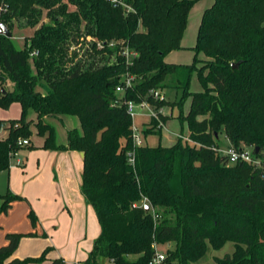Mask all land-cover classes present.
<instances>
[{
    "label": "trees",
    "instance_id": "1",
    "mask_svg": "<svg viewBox=\"0 0 264 264\" xmlns=\"http://www.w3.org/2000/svg\"><path fill=\"white\" fill-rule=\"evenodd\" d=\"M196 1L124 0L132 9L125 13L110 0H0V25L11 34L15 23L36 28L23 50L0 35V107L17 102L22 108L19 119L0 120L7 131L0 140V172L23 148L18 141L29 140L28 110L46 135L44 149L83 154L80 193L100 228L83 264H149L155 246L166 243L174 248L163 264H197L209 247L219 251L226 243L233 252L214 258L215 264H264V170L228 165L213 150L224 134L229 146L251 147L264 163V0H214L202 14L193 48L204 60L166 63L167 54L182 48ZM125 46L137 55L131 65L119 55ZM195 72L203 91L190 93ZM125 75L134 77L133 85L116 94ZM167 78L190 97L180 121L194 145L179 139L170 147H134L126 102L165 106L149 92L164 89ZM58 116L77 117L81 125V133L66 131L65 146L56 144L46 122ZM130 150L134 166L126 159ZM143 198L150 209L139 204ZM21 199L0 195V215ZM30 218L34 223L32 212ZM20 237L6 235L0 264L45 259L49 247L35 259L12 258Z\"/></svg>",
    "mask_w": 264,
    "mask_h": 264
},
{
    "label": "crops",
    "instance_id": "2",
    "mask_svg": "<svg viewBox=\"0 0 264 264\" xmlns=\"http://www.w3.org/2000/svg\"><path fill=\"white\" fill-rule=\"evenodd\" d=\"M181 46L184 47L182 40ZM62 118L69 119L66 131L77 129L81 133L77 117H51L46 118V122L54 129V121ZM72 118H76L77 122ZM3 126L5 139L7 131ZM66 144L67 140L58 145ZM226 147H229L228 141ZM37 148L24 155V159L19 153L12 157L17 167H23L20 170L11 168L10 188L22 199L13 202L8 211L0 215V247L7 243V234L35 232L42 234L44 239L32 236L23 239L12 258L21 260L24 257H37L46 246L57 249L60 256L64 255L77 264H83L100 233L95 213L80 193L83 154L77 151L41 150V145ZM14 180L16 189L13 188ZM29 210L36 219L34 228L27 218ZM49 262L48 259L42 264Z\"/></svg>",
    "mask_w": 264,
    "mask_h": 264
},
{
    "label": "rangeland",
    "instance_id": "3",
    "mask_svg": "<svg viewBox=\"0 0 264 264\" xmlns=\"http://www.w3.org/2000/svg\"><path fill=\"white\" fill-rule=\"evenodd\" d=\"M214 0H197L193 6L191 7L186 28L182 37V44L184 47L178 50H174L166 55L164 61L168 62L169 64L174 65H183V66H190L194 63L195 57L200 60H204V56L202 54H197L193 50L196 39H197V33L198 28L201 22V17L203 12L208 9L212 4ZM42 22H47V19L45 15L42 17ZM38 27V26H37ZM36 28H20L18 24L15 23V27L12 30V37H11V43L12 45L18 49L23 50L25 47V41L26 39L32 37L34 35ZM87 42H89V39H87ZM165 88L160 90L164 95V100L168 102L165 106H163V112L165 116H161V120L164 123L163 128L157 133L154 134L150 132L149 130L152 129L151 121L148 117V112L144 109H141L139 107H134V117L133 119V125L136 128L137 132L136 134L140 137L142 144L150 147H170L178 142L180 139L178 137L179 134L182 135V137H188V126L186 122L180 121V116H185L190 108V97L183 96V92L174 87L173 79L167 78L164 81ZM188 91L190 93H199L203 91V87L201 86L197 73H193L190 79L189 88ZM22 115V108L21 105L17 102H12L7 107H0V120L3 121H15L19 119ZM26 120L30 123V141L31 145L25 146L17 151L19 155L23 156L26 155L29 151L38 149L41 145V150H47L43 148L44 141L46 138L45 134H39L37 128H36V114L33 110H28L26 113ZM67 120L62 118L60 120L54 121V132H55V142L56 144H63L66 142V128L68 125ZM72 120H75L77 122L76 118H72ZM151 128V129H150ZM156 129V126L154 130ZM158 130V129H157ZM4 126H0V140L4 139ZM181 141L184 143V141L181 139ZM228 140L224 136V134H221L218 136V148L222 150H226L225 144ZM189 145V144H188ZM229 145V142H228ZM191 146V145H190ZM241 148L247 147L244 144L240 145ZM10 157V172L7 170L0 172V195H5L8 192L16 195L12 189L10 188V179H12V169L16 168V170L22 169V167H17L15 159ZM20 174V173H18ZM13 188L16 189V181H13ZM20 196V195H19ZM22 197V196H21ZM31 210H29L27 214V218L29 219L32 227L34 228L36 225V219L34 223H32L30 218ZM4 214V213H3ZM33 214V212H32ZM34 215V214H33ZM62 225V224H61ZM32 237L38 238V239H44L42 234H36L35 232H31ZM20 234L21 237L19 239L18 246L13 254L17 252V250L20 247L21 241L25 238H28L30 236H27L26 234L17 233ZM233 244L232 243H226L223 248L219 251H214L210 247L208 248V251L204 258H202L197 264H215L214 258H222L225 254H231L233 252ZM47 247L45 246L42 250V252L37 257H24L21 260L24 259H35L41 256V254L44 252V250ZM174 248L173 243H166L163 245H160L158 250L167 255L168 251H172ZM56 258H60L63 260L64 264H77L73 260H69L64 255L60 256L57 249H54L53 247H50L48 251L45 253V259L39 263H29V264H42L48 259L50 262ZM49 262V263H50Z\"/></svg>",
    "mask_w": 264,
    "mask_h": 264
},
{
    "label": "built area",
    "instance_id": "4",
    "mask_svg": "<svg viewBox=\"0 0 264 264\" xmlns=\"http://www.w3.org/2000/svg\"><path fill=\"white\" fill-rule=\"evenodd\" d=\"M110 2L113 4L114 7L120 6L123 8L125 13L131 12L132 9L127 6L124 3V0H110ZM109 46H113V42L109 43ZM101 46H98L100 48ZM35 54V53H34ZM119 55L124 59L125 63L127 65H131L133 59L137 56L136 53L130 51L126 46L121 48ZM133 80L134 77L130 75H125L123 77V85L118 86L115 89L116 94H122L125 90V88L131 87L133 85ZM149 95L152 97V99L155 102H162L164 100V95L160 90H151L149 92ZM139 107L141 109H144L148 112V117L150 121H155L156 122V129L161 130L163 128L164 123L161 120V116H164L163 112V107H155L151 105L147 100H142L139 104H135L133 102H126V107H127V112L129 113L130 117H134V107ZM133 121V119H132ZM132 134H131V139H132V144L134 147H140L142 146V141L140 137L136 134L137 130L132 124L131 127ZM180 139L184 141V143L189 144L191 146L194 145V143L189 140V138L178 136ZM18 145L20 147H25L29 145V140L28 139H22L18 141ZM214 152L219 155L223 156L226 158V162L228 165H235L238 163H244L248 164L250 166H253L255 168H259L264 170V163L261 162L259 159L255 158L253 153H252V148L251 147H244V148H234V147H227L226 150H222L220 148H214ZM17 152L11 153V156H16ZM126 159L127 162L130 166H134L135 164V153L134 151L130 150L126 152ZM140 205L144 206L145 208L150 209V205L148 204V200L146 198H143L140 203ZM137 206V203H134L132 205L133 208ZM155 255L151 262L149 264H163L165 261V254L161 253L157 247Z\"/></svg>",
    "mask_w": 264,
    "mask_h": 264
},
{
    "label": "water",
    "instance_id": "5",
    "mask_svg": "<svg viewBox=\"0 0 264 264\" xmlns=\"http://www.w3.org/2000/svg\"><path fill=\"white\" fill-rule=\"evenodd\" d=\"M0 35H3L7 38H11V33L8 31V29L4 25H0ZM231 67L236 68L237 64H231ZM255 152H256V149H255ZM145 209L147 210L148 208H145Z\"/></svg>",
    "mask_w": 264,
    "mask_h": 264
}]
</instances>
